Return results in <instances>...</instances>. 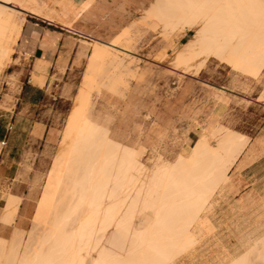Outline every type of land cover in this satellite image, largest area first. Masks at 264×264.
<instances>
[{
    "label": "bare ground",
    "instance_id": "obj_1",
    "mask_svg": "<svg viewBox=\"0 0 264 264\" xmlns=\"http://www.w3.org/2000/svg\"><path fill=\"white\" fill-rule=\"evenodd\" d=\"M27 1L43 17L54 16L45 0ZM70 1L56 3L63 9ZM23 10L21 0H0V75L20 38L24 21L17 22V14ZM148 14L167 30L179 25L195 28L176 64L187 66L203 55L252 75L264 67V0H156ZM128 33L126 29L113 44L94 49L91 62L96 66L100 60L101 66H114L113 71L125 68L124 60L108 47L128 55L116 45ZM199 66L198 71L202 63ZM105 71L95 74L103 76ZM82 100L64 127V147L52 160L33 226L28 231L15 228L10 239L0 236V264H172L207 232L212 236L215 197L228 188L230 171L248 138L219 125L180 150L175 160L157 154L150 165L141 147L112 138L108 123L104 124L108 119L97 120L95 111L90 113L92 105L89 108L90 103ZM20 203L14 195L6 198L3 223L13 224ZM247 244L241 254L229 255L225 264L264 261V232Z\"/></svg>",
    "mask_w": 264,
    "mask_h": 264
},
{
    "label": "rangeland",
    "instance_id": "obj_2",
    "mask_svg": "<svg viewBox=\"0 0 264 264\" xmlns=\"http://www.w3.org/2000/svg\"><path fill=\"white\" fill-rule=\"evenodd\" d=\"M21 1L26 9L34 10L29 1ZM154 2L156 0H111L113 35L109 36L104 43H113V38L125 26L129 27L128 36L118 38L121 41L116 43L117 46L125 49L124 51L129 52L128 55L108 47L110 52L119 54L124 60L125 68L120 67L113 71L114 66L112 68V65L105 63L104 66H101L103 63L100 60L95 61L98 64L95 66L93 61L91 62V54L95 47L101 46V43L84 41L87 50L85 63L73 73L76 82L73 94L68 100L55 101L49 103L50 105L46 103L47 106L39 107V110L59 111L57 121L60 136L50 149L39 154L37 164L33 163V155L30 154L18 167L15 183H23L27 186L24 198L26 205L30 206V215L22 212L18 216L17 213L13 224L3 223L2 219L7 213V209L4 207L6 198L14 195L21 198V202L23 198L13 194L16 192L12 185L13 180L0 185V236L10 239L15 228L25 231L32 228L52 160L64 147L61 142L64 127L70 113L77 103L83 101V98L87 100L84 102L90 103L89 108H93H91V112L89 111L91 115L95 111L93 117L96 116L95 118L101 122L102 119L104 122L105 118L110 120L104 124L108 123L107 126L110 128L108 131L109 134L112 133V138L122 141L126 145L138 147L137 149L141 147L144 160L150 165L157 154L163 158L175 160L180 150L192 145L203 132L219 129V125L249 135L251 142L258 141L257 146L260 147L257 152L255 149L253 152H249L248 160L243 158L241 162H237L230 171L231 180L226 186L228 188L223 195L218 193L215 197L216 204L210 213L215 224L214 233L211 232L213 235L211 236L210 232H207L205 237L203 236L199 240V245L197 243L193 246L194 248L191 247L190 250L193 252H189V250L187 253L183 252L184 255L178 256L179 258H176L172 264H211V261L212 264H214L213 261L215 264H219L220 261L221 264H225L226 260L244 252L249 240L264 232V180L260 187L257 184L259 189L254 190L253 186L246 187L248 183L253 182V179H249V177L244 179L241 175L244 165L264 153V67L252 75L235 70L229 63L217 57L207 58L203 55L192 61L193 64L189 63L192 66L190 70H187V67H190L189 64V66L184 64L182 66L181 63H177L178 67L175 63L178 61L176 56L194 35L195 28L185 27L184 29L181 27L182 25H179L176 27L177 29L167 30L162 21L148 14ZM31 15L29 12L17 14V22L24 21L23 33H27L29 29L35 27L33 25L35 22H40V25L44 24ZM121 18L124 21L123 27H120V22H116ZM19 39L14 45L10 63L3 68L0 75V103L2 107L6 105L5 102L14 100L12 95L2 96L7 92L5 90L7 81L10 82L12 91H15L16 88L18 74L8 75L6 69L9 65L19 64V59L14 58L21 54L18 48ZM200 63H202V68H199L198 71ZM174 67L177 68L174 69ZM97 69L101 72L106 71L104 74L100 73L103 76H99ZM117 70L121 71L118 72L120 77L117 74L114 75ZM105 74H108L110 79ZM34 77L38 78V84L44 83L42 75L34 73L33 81L35 82ZM111 77L118 78V81H114V88L111 85L113 83ZM94 79L97 81H93ZM90 105L92 106L90 107ZM94 114L96 115L94 116ZM101 122L100 124L104 126ZM210 141L215 143L216 138L210 136ZM252 170L250 168L245 172L251 176ZM262 176H264V172ZM204 238L207 239H205L207 241L205 244H203ZM218 252L223 257L221 254H217ZM252 262L264 264V261L258 258L253 259Z\"/></svg>",
    "mask_w": 264,
    "mask_h": 264
},
{
    "label": "crops",
    "instance_id": "obj_3",
    "mask_svg": "<svg viewBox=\"0 0 264 264\" xmlns=\"http://www.w3.org/2000/svg\"><path fill=\"white\" fill-rule=\"evenodd\" d=\"M45 1L55 10L51 18L43 17L37 10L25 8L22 12H29L32 17L44 24L33 23L35 27L29 29L27 33H23L22 29V36L20 35L18 41L21 54L14 57L19 59V64L9 65L6 69L8 75L18 74L16 88L12 91L10 82L7 81L5 87L7 92L2 96L12 95L14 100L5 102L3 108L0 103V185L13 180L12 185L16 189L13 194L23 198L19 205L18 216L22 212L26 215L31 214L30 206L26 205L24 198L27 186L23 183H15L19 165L30 154L33 155V163L37 164L39 154L50 149L60 136L57 121L59 111L39 110V107L50 105L49 103L55 101L68 100L73 94L76 83L73 73L85 63L87 50L84 41L99 42L101 46L114 43H104L113 35L111 0H71L70 3H65L63 9L62 5L56 3L58 0ZM116 22H120V27L124 26L123 18ZM128 28L125 26L113 41ZM34 73L44 77L43 84H38L36 77H34L35 82L33 81ZM237 132L248 138V143L237 160L241 162L243 158L248 160L249 152L255 149L257 152L260 146H257V140L251 142L249 135ZM250 168L253 169L251 176L245 172ZM263 172L264 153L242 168V177L253 179V182L248 183L246 187L253 186L254 190L259 189L257 184L261 186L264 180Z\"/></svg>",
    "mask_w": 264,
    "mask_h": 264
}]
</instances>
